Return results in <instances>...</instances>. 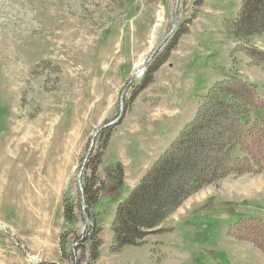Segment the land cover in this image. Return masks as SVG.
I'll use <instances>...</instances> for the list:
<instances>
[{"label": "rangeland", "instance_id": "obj_1", "mask_svg": "<svg viewBox=\"0 0 264 264\" xmlns=\"http://www.w3.org/2000/svg\"><path fill=\"white\" fill-rule=\"evenodd\" d=\"M242 1L0 0V264H32L31 254L39 264H88L96 225L103 242L93 264H264L232 229L251 217L264 222V170L224 175L143 244L110 246L118 203L233 66L262 100L250 120L264 118V64L247 54L264 51V36L231 32ZM177 5L175 31L148 61ZM124 89L122 120L101 129L86 159L95 132L119 116ZM117 163L125 183L115 197L107 167Z\"/></svg>", "mask_w": 264, "mask_h": 264}, {"label": "trees", "instance_id": "obj_2", "mask_svg": "<svg viewBox=\"0 0 264 264\" xmlns=\"http://www.w3.org/2000/svg\"><path fill=\"white\" fill-rule=\"evenodd\" d=\"M240 6L231 32L238 39L264 36V0H243ZM247 54L251 63L264 64V51L251 48ZM258 95L255 86L242 79L234 66L211 85L193 119L183 125L175 140L116 206L111 223L112 251L143 244L148 235L161 232L166 217L203 186L221 180L224 175L264 170V118L250 120L252 110L263 108ZM224 126L226 134L222 135ZM107 173L114 181L109 194L118 197L125 183L123 164L107 167ZM85 193L90 201L93 191L88 184ZM71 208L72 204L63 208L68 222L73 218ZM101 229L96 225L90 235L88 264L99 257ZM232 229L237 238L250 240L264 253L263 221L243 219ZM61 250L64 252V248Z\"/></svg>", "mask_w": 264, "mask_h": 264}, {"label": "water", "instance_id": "obj_3", "mask_svg": "<svg viewBox=\"0 0 264 264\" xmlns=\"http://www.w3.org/2000/svg\"><path fill=\"white\" fill-rule=\"evenodd\" d=\"M176 8H178V5L175 7V9ZM177 21H178V10L176 9L175 12H174V19L172 21L173 23H172V29H171V31L168 34H166V36L163 38V40L157 45L156 48H154V51L152 52V54H151V56H150V58H149L148 61H151L153 55L157 52L158 48H160L167 41V39L171 36V34L175 31V29L177 27V23H178ZM148 61H147V63H148ZM124 93H125V89L122 92V94H121V100L119 101L120 104H121V111L118 114L119 116L115 120H112V121L104 124L100 129H98L95 132V134L92 137V140L90 141L91 144H90L89 150H88L87 154L85 155L86 156V159L89 157L88 155L91 154L92 149H93V146H94V141H95L96 136L98 135V133L101 131V129L107 128V127H111V126H115V125H117L122 120L123 115H124L123 102H122L123 101ZM82 168H80L81 170L79 172L78 181L77 182H78V187L80 188V190L82 191V194H83V182H82L83 169ZM82 197H83V199H82V207L81 208H83V210H85L84 207H86V206H85V201H84V195H82ZM84 221H86V222H88V223H90L92 225L94 223L93 221H91V219L89 218V216H87V214H85V220ZM73 247L74 246L71 247L70 252L71 253L73 252V254H76L75 248H73ZM75 264H78V263L75 262Z\"/></svg>", "mask_w": 264, "mask_h": 264}, {"label": "built area", "instance_id": "obj_4", "mask_svg": "<svg viewBox=\"0 0 264 264\" xmlns=\"http://www.w3.org/2000/svg\"><path fill=\"white\" fill-rule=\"evenodd\" d=\"M31 262H33V264H36L37 262H36V260H34V259H32V261Z\"/></svg>", "mask_w": 264, "mask_h": 264}, {"label": "bare ground", "instance_id": "obj_5", "mask_svg": "<svg viewBox=\"0 0 264 264\" xmlns=\"http://www.w3.org/2000/svg\"><path fill=\"white\" fill-rule=\"evenodd\" d=\"M31 134V133H30ZM37 136V135H36ZM29 139H30V137H29ZM32 140V139H31Z\"/></svg>", "mask_w": 264, "mask_h": 264}, {"label": "crops", "instance_id": "obj_6", "mask_svg": "<svg viewBox=\"0 0 264 264\" xmlns=\"http://www.w3.org/2000/svg\"><path fill=\"white\" fill-rule=\"evenodd\" d=\"M162 226V225H161Z\"/></svg>", "mask_w": 264, "mask_h": 264}]
</instances>
